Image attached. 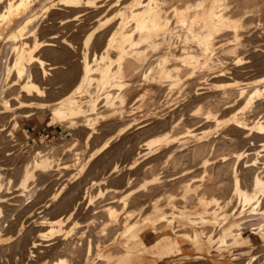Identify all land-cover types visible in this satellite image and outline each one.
<instances>
[{
	"label": "bare ground",
	"instance_id": "6f19581e",
	"mask_svg": "<svg viewBox=\"0 0 264 264\" xmlns=\"http://www.w3.org/2000/svg\"><path fill=\"white\" fill-rule=\"evenodd\" d=\"M262 12H264V0H0V118L6 119V121H8L7 118L10 120V118H12V115L14 114L13 113L12 115H9L10 112H14V110L22 109L25 107L33 106L35 103H38L36 101V98L45 96L44 94L45 90L43 89L44 90L43 91L42 88L40 89V87H38L39 85L36 83L38 80L53 81L54 79L52 80L51 79L52 77L49 79L50 77L49 75L52 72L53 74L56 73L57 75H60L58 77L62 78V76L67 77V75H70V74L75 75V73L78 71L80 72L79 73L80 77H78L79 80L76 82L77 83L75 85L76 87L74 89L72 88L73 90L64 99L60 101L59 105H57L53 109V114H54V117L56 118L55 124L61 123V122L63 123L65 120H67L66 122H68V126L71 125L73 127L75 126V128L82 127L83 129H86L87 130V137H86L87 141H85L86 144L87 142H90L94 134L97 133L96 129L99 128L97 127V125L99 126V123L102 122L101 120H103L104 122L106 120H109L105 117L100 116V115H103V112L101 113L100 109L98 108L99 107L98 99H93L91 97L92 99L89 98L90 100L88 101V104L84 105L81 97L79 98L76 96V94L80 93L83 88L85 89L88 88L90 90L91 88L90 85L94 84L93 81L97 79V77H95L94 79V76L95 74L96 76L98 74V80L96 81L98 83L96 84L106 85L107 83H110V84H113L112 89H113V86H115L117 90L114 95L109 94L107 96V98L104 101L105 104L103 105V107H105L106 105L116 103L114 99L119 98L122 105L116 108L114 116L111 118L117 119V120H123L125 119L126 116L129 117L128 122L125 124V126H122L123 127L122 129L120 128L117 135L121 136V134L123 133L125 134V132H127V130L131 128H135L137 131L141 130V131L147 132V134L150 133V136L152 135V133L155 134V136L153 135L154 139L149 140L147 142L146 140H148V136L143 134L144 136H147V139L144 140L145 144H143L144 146L141 145V148L147 146L146 148L147 150L149 148H152L150 146H152L153 143L157 142L158 144L160 143L159 146L161 149L164 148V147L162 148L161 146H165V148L169 149V150L166 149L168 153L166 150L164 151L166 152L165 153L166 155L169 153H170L169 155H171V153H174L176 152V150H178L177 146L179 147L180 144L182 145L183 142L179 141L181 142L180 144L176 142L184 138L185 136L184 133L186 134L187 132L189 133L188 135L193 134V131L196 129V128L192 129L193 126L200 127L197 125H200V124L204 125L206 123H210L209 125L212 124L213 125L212 127L216 128V132L219 130H223L221 132H224V133L223 135L219 134L220 136H225L228 138L230 136H235L234 134H236V136H239L241 134L245 141L242 138H239L241 135L238 138L246 142L247 145L251 140L250 137L252 138L253 136L255 137L257 136L259 138L261 137L260 139H261V144H262L261 148H262L264 147V44L262 45L260 43L261 44L260 45L258 42H256V39H258V37L263 38L264 29H261L259 27V29L257 30L258 27L256 25L257 31L255 32L252 30L254 27H252V29L250 27L254 24L253 22H255L257 18H258V21L261 18H264L262 16L263 15ZM251 23L253 24L251 25ZM253 36L254 38H252ZM255 36H257V38ZM75 41H77L78 45L80 43V45L77 46ZM100 43H102V45ZM256 43L258 45H256ZM41 53H47L48 55L54 56L56 58L60 56L63 59L66 58L67 53L68 54L76 53L78 55H81L80 56L81 59L78 60L79 62H76L77 60L74 61L75 63L74 62L73 63L75 65L73 64L71 66H69V63L67 65L66 63L63 62L64 64H66L65 66L66 68L70 67L66 69L63 66L64 64L62 65L60 61L57 62L56 58H55L56 61H53V63L49 62V64H47L48 62L46 63V60L42 59ZM70 58H74V56ZM67 59L68 58L64 60H66L67 62ZM70 60L68 62H70ZM70 64H72V62H70ZM63 68L65 69L63 70ZM49 71H52V72H49ZM56 74L54 75L56 76ZM211 80L212 81L217 80L218 83L219 82L220 83L215 84L217 81H214L213 83H211ZM125 90H128V91H126L125 93ZM88 93L90 94V92ZM80 94L78 96L83 95V94L82 95ZM127 101H128L129 107L125 109V107L123 106L125 105V102ZM190 111L191 112L195 111V112L194 114L190 113V116H188V113ZM83 115H85L86 118L84 120H78ZM144 116H147L146 121H141V118H143ZM186 116L190 117L188 118V122H184ZM2 122L4 123V121ZM6 124L4 123V125ZM181 124L183 126L188 127V129L184 127V129L186 128L187 130L183 134H181V132L183 131L179 129ZM4 125H2V127H4ZM106 126H108V124H106ZM181 128L182 130H184L183 127ZM2 129L3 128H1V131H0L1 133H2ZM170 129L172 130L175 129V132H173L174 135H176L179 131H181L180 136L182 135L181 137L183 138L181 139V137H179L180 139H178L175 136L169 135V132L167 130L170 131ZM177 129H179V131ZM137 131L134 130V133L136 134ZM202 132L204 131L202 130ZM156 133L157 134L162 133L163 135L161 134L156 135ZM212 133L213 132L211 133L205 132L203 135H199V134L193 135L194 137L197 138V141H199V143L203 142L197 148L193 147L195 148L193 151V156L196 157V160L198 157L202 158L201 161L197 164V167H199L198 165H201V167L206 168L207 166H210L212 163V159H210L208 156H209V153L213 151L214 143H217L215 142L216 139L213 140L214 143L212 142L211 140L212 138L210 137ZM135 134H133L132 132V136L133 135L135 136ZM137 134H139V131L137 132ZM10 135L12 136V134ZM177 135L179 136V133ZM208 136L211 139L209 138L210 141L206 142L209 140V139H205ZM236 136L234 137V139L237 138ZM214 137L215 135L213 136V138ZM219 138L217 137V139ZM187 139H188V136H187ZM106 141H105L106 143H104L105 145L104 146L102 145L103 148L102 146H100L103 150L106 149L108 144L110 143V141L108 140ZM135 141L136 140H134V142ZM222 141H220V143L218 141V144H215V147L219 144L221 145ZM188 142L190 143V141ZM232 142H234V140ZM239 142H242V141H239ZM175 143L177 144V146L174 145ZM125 144L126 142L124 143V145ZM220 145L219 147H221ZM135 146H137V144ZM135 146H133L132 149H135L136 148ZM186 146L189 147L191 150V146L188 145V143L187 145H185V147ZM215 147H214V151L217 148ZM123 150L124 149H122V151L120 150V152H123ZM150 150H147V151H149L150 154L153 153L154 149L152 148ZM132 151H136V150H132ZM138 151L137 153L140 154L144 150L141 152H138ZM147 151L145 153L143 152L145 156H146ZM161 151L162 150H160V152ZM235 151H233L234 153H231L233 154V157L231 158H235L236 161L238 162L245 160L243 163L244 165H241L242 163H239V165L242 167L244 166V168L247 169L246 170L247 175L249 174L250 177L252 178V179H249L252 181V184L250 183L251 187L249 188V187L243 186V183H244L243 180L245 181V179H243L244 173L241 172L243 173L241 177L239 170H238L240 169V167H237L238 169L235 168V165H237L236 164L237 162L235 164H232L234 165V168H235V170L232 169L233 174L228 171L225 172V174L226 173L232 174L233 187L232 186L230 187L233 188V191L235 194H238L241 196V198L246 203L245 205L246 207H247V204L252 203L253 205V203L255 202L258 203V205L253 207V212H254L255 210H257L256 208L260 206L261 202L262 204L260 207H262L263 201H264V160L261 161L262 158L260 157V162L262 163H259L258 158H256L258 155L252 152L253 149L247 148L246 150L244 149L240 151L238 150L236 152ZM157 152L158 150L155 153ZM180 152L182 153V151ZM189 152H190L189 149L188 151L186 150L187 154ZM218 152L215 153V155L218 154ZM143 153H142V156H143ZM184 153L185 152H183L182 154ZM190 153L192 154V151ZM34 154H35V157L32 158L34 159L33 163L31 161L32 159L30 161L33 164L34 169L39 172V175L41 176V179L43 181L47 182L48 178L57 174V173L54 174V172H58V171L61 172V170L65 168L64 167L65 165L61 166V164H55L53 163L54 162L53 160H50V157L48 155V147L44 148L43 150H37ZM175 154L171 155L172 158L171 156L169 158L168 156H166L168 158L167 160L170 162L171 160L176 161L178 159V156ZM191 154L189 155L191 156ZM213 154L214 152H212V155ZM174 155L177 156L175 157L176 160H173ZM180 155L181 154H179V157ZM220 155L221 154H218V159ZM228 155L222 156L223 162H227L229 160L227 157L230 158V156H232V155H229V156ZM253 155H257V156L254 157ZM182 156L180 158L181 159L183 158V162L186 159H188V161L191 162L189 159L192 160V158L186 157L188 155L184 156L185 159ZM194 157L193 159H195ZM214 157L212 156L213 161H214ZM218 159H215V160L217 161ZM136 160L138 159L136 158ZM232 160L233 159L230 160L231 163H233ZM168 161L166 162L168 163ZM179 161L177 160V163L176 162L174 163L177 165L179 164L178 163ZM194 161L195 160H193V162ZM159 162L160 161L158 160V163ZM217 162H214V164H216ZM228 162H227V165L226 164L225 165L223 164V165L224 167H227L228 170H230L231 164L229 162L230 164L229 165ZM167 163L164 162V164L166 165ZM30 164L26 165L25 167L26 169L23 172L22 182L24 184L29 182L28 180L30 178H34V176L36 178V175H34V172L27 168V166H30ZM161 164H159V166ZM182 164L184 165V163ZM259 164H261V166H258ZM193 165L191 166L193 167ZM162 166L164 165L162 164ZM228 166L230 168H228ZM192 167L191 169L196 168V166L193 168ZM219 167L221 166L219 165ZM132 168L133 167H130V169ZM150 168H153V167H150ZM222 168L223 166L220 169ZM244 168L242 169L245 170ZM117 170H118V166L117 164H114V166L110 170V173H113V172L115 173ZM198 170H201V169H198ZM130 171L129 173H131ZM0 172H1V169H0ZM222 172L223 171H218L217 174L213 173L214 176L212 177L213 178V181H211L212 184L214 182V178L219 181ZM182 173L183 172H181V174ZM1 174L2 173H0V177H1ZM210 174H212V172ZM160 176L159 177L155 176L153 180L158 181ZM171 176H174V175H171ZM175 176H177V173ZM129 177L130 175L126 176L128 180H129ZM131 177L134 178V176H131ZM126 178L124 179L126 182L123 181L124 184H127L128 182ZM133 178H130V180L131 179L133 180ZM198 178H201V177H198ZM172 179H175V181L178 180L180 182V178L179 179L172 178ZM51 180L54 181V177ZM201 180H198V181H201ZM131 181H130V184H131ZM171 181L169 180V182ZM202 181L204 182L205 180L203 179ZM219 182L221 183V181ZM245 182L249 184L248 179ZM44 184L46 183L44 182ZM130 184H129V187H130ZM215 184H218V183H215ZM215 184L213 185V188H216L217 186L221 187V184L220 185L218 184L216 186ZM150 185H151V181H150ZM208 185L210 186V184ZM208 185H203V186L208 187ZM223 185H226V184L223 183ZM123 186L122 188H124ZM167 186L169 187V184ZM198 186L200 188L199 184ZM1 188L3 189L2 186H0V190ZM65 188L63 187L62 191L65 192L64 190ZM199 188L198 190L200 192ZM217 188L215 190H217ZM203 189L204 191L207 190L205 188ZM222 189H225V186ZM58 190L59 189H57V191ZM162 190H163V187H162ZM170 190L168 192H170ZM213 190H211L213 193L209 191L212 194L210 193L207 194L208 193L207 192L208 190H207L206 196L208 195L212 196L213 194H215L214 196L220 195L221 197V195L224 193V190L223 192L220 191L221 194L220 192H218L219 194H217L215 190L214 191ZM73 191L71 190L70 192L72 193ZM132 191L134 193L135 190L133 189ZM123 192L124 191H122V193ZM158 192L160 193V191ZM226 192L229 193L228 191ZM56 193L54 194L56 195ZM133 193L131 195H133ZM54 194H53V198H54ZM66 194H68V196L70 195V193H66ZM147 194H149V192ZM173 194L174 193L172 192V195ZM191 194H192V191H191ZM172 195L170 193V198H167V199H171ZM166 196H165V199H166ZM174 196L175 194L173 195V197ZM45 197L49 198L48 196H45ZM56 197L57 196H55V200L53 199L54 201L57 200L58 197L57 198ZM74 197L75 196H73V199ZM188 197L189 196H187V198ZM233 197L230 196L229 199L232 201ZM93 198L90 197L91 200ZM129 198L132 200V197H129ZM18 199L20 200V197ZM62 200L63 199H61V201ZM80 200H79V203L81 202ZM206 200H209V199L207 197H204V195L202 198L199 199L201 204L206 203ZM219 200L222 202V198H219ZM74 201L76 200L74 199ZM128 201L129 200L125 201L126 203L124 204L127 205ZM169 201L170 200H168V202ZM225 202H222V204ZM55 203L57 202H54L53 204ZM48 204L49 202L45 203V206L44 205L42 206H44L46 209L50 205ZM71 204H75V203L71 202L70 205ZM89 204L91 203L89 202ZM76 205H78V203ZM157 205L161 206L160 203H158ZM184 205L186 206L187 204H184ZM226 205H229V203L226 202L225 205L223 204L224 207ZM42 206L41 208L40 207L39 208L42 209ZM50 206L52 207V205ZM120 206H122V204H120ZM203 206H206V205H203ZM219 207H221V205ZM13 208L15 209V207ZM108 208L112 210L110 211L106 209V211L107 210L109 211L108 213L109 220L106 219L107 223L105 222V226H103V228L100 226L101 230L99 229V231H97L98 229L95 228L97 232L92 230V232L89 231L91 232L89 234H85V233L80 234L81 232L79 231L80 233L78 234H80V236H79V241L77 242L70 239V237L72 236L71 234H73L74 233L73 231H75L73 227L69 228V230H66L67 232H62V230L64 229L62 225L63 223L62 218H56L54 220L49 219L50 220L49 221L48 219H46V217L43 219L41 218L42 220L38 219L39 218L38 217L37 218L38 220L34 221V225L37 227L49 225L50 226L49 228L51 229V230L49 229V231L51 233L55 234L56 232L57 233L61 232L62 236L65 235L66 237L62 239L63 242H60V245L57 247L58 249H60L61 252L69 253L73 257L78 256L79 262H77L78 261L77 260L76 264L78 263L79 264H136L140 260H150V257H155V256L160 257L161 255H165L167 256V258H172V257H177L183 254L181 243L179 240L180 238L187 240L189 244H191L193 247H195V249L199 251V250H203L204 244L211 245V246L214 242H216L217 244L219 243L229 244L230 242L229 238L231 241H233V243L231 244H234L236 242L235 238H237L238 236H243L244 240L248 242L249 241L253 242L255 241L256 237L259 235L261 231L264 232V229H260L258 232H255L257 229L254 227L253 229H251V231H253L251 236L247 237L245 236V233L241 231L243 230V228H241V224L243 223L239 224L236 222L237 223L236 227L240 228L237 230L236 233H234L235 227L232 224L231 227L222 230L220 236L217 239H215V237L205 232V228L201 224H206L210 220H213L215 222L217 220L219 221L218 218H219L220 213L218 214V218L216 215L208 216V214H206V211L202 213H198L197 216H193L194 214L192 215L190 213H187V211H182L183 209L182 207V209L180 210L181 212L178 215L174 214L172 218L173 220L178 219L181 222L190 225V227L188 228L182 227V229L179 228L176 230L175 226L170 227V225L174 223L175 220L168 221L169 219L167 218L165 213L162 211V209L160 210V208L155 207L153 213L148 214L149 216H146L143 226H139L138 225L139 222H137V220H135L136 221L135 223H128V222L125 223L123 219L127 216V214L124 212L126 216H124V218L122 219L123 220L122 222L125 223L126 230H123V231L126 232L130 236L131 241L134 240L135 244H132L131 241L119 244L118 243L119 241L117 240V236L115 238L113 231L108 230L109 231V232L107 231L108 233L105 231L108 228H111V226L113 227L115 223L120 219V218L118 219L119 213L117 210H113V207L112 208L108 207ZM125 208L129 209L128 206H126ZM149 208L151 209V207ZM233 208L231 210H233ZM248 208L251 209V207H248ZM16 209H17V206H16ZM49 209L50 210L47 209L48 212L49 211L51 212L53 208L52 209L49 208ZM76 209L75 208L72 210L70 209L71 211L69 210L68 211L69 213H66L64 210L62 212H64L63 214L65 213L68 214L67 218L70 219L71 217H73L72 215H75ZM145 209L144 211L146 212L147 209L146 210ZM250 209H248V211ZM227 210H228V213L227 211H224L225 212L224 214L230 213L229 209ZM262 210H264L263 207H262ZM95 211H97V209ZM103 212L105 211L103 210ZM173 212L175 211L173 210ZM233 212H235V210ZM243 212L244 210L240 213V216L242 215ZM257 212L258 211H256V213ZM53 213L54 212H52V214ZM247 213L248 212H246V214ZM138 214H141V213H138ZM237 214H238V211H237ZM246 214L244 213V215ZM141 215L143 216L144 214H141ZM229 215L231 216V214ZM223 216L224 218L226 217L225 215ZM228 216L226 218H228ZM156 217H162L163 219H166L167 220L166 225H164L163 223H161V225H163L162 227H159L160 224L159 226L158 224L156 225L155 224ZM224 218L222 217L220 219L224 220ZM226 218L225 220L228 221V219ZM229 219L231 218L229 217ZM262 219L263 218L259 219L261 220V223H262ZM223 220L221 222L224 223L225 220L224 221ZM226 221H225V224L227 223ZM231 221L229 223H231ZM121 223H119L118 225H121ZM74 224H78V223H74ZM121 226H120V229H121ZM57 228L58 230H56ZM22 229L23 228L19 230V233L22 232L21 231ZM114 229L116 230V227ZM30 230L27 231V233L31 232ZM76 231H78V229ZM118 231H121V230L118 229ZM22 233H20L21 236H23ZM118 233L120 234V232ZM122 233L120 234V236L122 235ZM262 235H264V233H262ZM5 237H8V236H5ZM38 241L36 240L31 243V247L29 250L31 254L29 255L30 259L32 256L35 257V254H37V250H38L36 248H38V246H41V244ZM18 242H20V240ZM18 246L20 245H17V248ZM32 249H36L35 254H33L34 251ZM214 251L215 250L208 249L207 253L210 254L208 256H213L211 255L212 254L211 252H214ZM197 256L199 259H202L203 257L202 255H197ZM62 257H64V259H62ZM62 257H61V260L59 258V261L56 259L58 264H69L70 263V259H69V262L68 260L66 261L68 257L67 258L66 256H62ZM259 257L253 256L246 263L244 261L243 264H251V262H253L254 264V262ZM233 260L237 261L235 257L233 258ZM256 262H258V260ZM208 264H219V263L215 261V262H210Z\"/></svg>",
	"mask_w": 264,
	"mask_h": 264
},
{
	"label": "rangeland",
	"instance_id": "374dc122",
	"mask_svg": "<svg viewBox=\"0 0 264 264\" xmlns=\"http://www.w3.org/2000/svg\"><path fill=\"white\" fill-rule=\"evenodd\" d=\"M262 13H263L262 16L264 17V12H262ZM255 22H253L254 24L251 23V25L252 24L253 25L250 26L251 29H252V27H254L252 29L253 31L256 32L259 29V27L261 29H264V18H261L259 21H258V18H257L255 20ZM256 25L258 27L257 30H256ZM252 33H254V32H252ZM255 37L257 38V36H255ZM252 38H254V36ZM259 38L260 37H258V39ZM258 39H256V42H258L259 44L261 43L263 45L264 44L263 43L264 40H262V39H264V36H263V38H260L263 42L260 39L258 41ZM75 43H76L77 46L80 45V43H79V45L77 44V41H75ZM100 44L102 45V43H100ZM256 45H258V44L256 43ZM67 54H66V58H68L67 62H66V60H64L66 58L63 59L60 56L56 58L54 56L48 55L47 53H41V57H42V59L46 60V63L48 62L47 64H49V62L53 63V61H56V59H57V62L60 61L62 63V65L64 63H66L68 65V63H69V66L73 65L75 63L74 61L77 60L76 62H79L78 60L81 59V57H80L81 55H78L76 53L75 54L74 53H72V54L70 53L68 55ZM73 56H74V58H70V57H73ZM58 58H60V59L62 58L63 61H62V59L60 60ZM70 59H72L73 61L70 60ZM69 60H70V62H72V64H70V62H68ZM66 64H64L63 66L65 67ZM65 68H63V70ZM68 68H70V67H67L66 69H68ZM49 72H52V71H49ZM54 72H56V71H54ZM79 73L80 72L77 71L75 73V75L70 74V75H67V77L66 76H64V77L62 76V78H59L58 76H60V75H57L56 73H54V74H56V76L53 74V72L50 73L49 79L51 77H52L51 78L52 80L56 79L55 81L53 80L54 82L53 81H49V80H38L36 82L39 85L38 87H40V89L42 88V90L43 89L45 90V91L43 90L45 96H43V97L41 96V97H37L36 98V101L38 103H35L33 106L25 107V108H22V109L14 110V112H10L9 115H12L13 113L14 114L12 115V118L9 117L10 120L7 118L8 121H6V119H1L0 118V120H1L0 121L1 125L0 126H1V128H3L2 129V133L0 132V139H1L0 144L3 143L2 145H0V147H1L0 148V169H1L0 173H2L1 177H0L1 178L0 180L2 181V182L0 181L1 182L0 186L3 187V189L1 188V190H0V202H1L0 203V210L4 207L0 211V264H48V263L49 264H52V263L53 264H56V263L58 264L57 260L59 261V258L61 260L62 256H66V258L68 257L67 259L65 258L66 261L68 260V262H69V259H70V263L69 264H71L72 262H73L72 264H76V261L79 259L78 256L73 257L69 253L61 252L60 249H58V247H57V246L60 245V242H63L62 239L65 238L66 236L65 235L62 236L61 232H58V233L56 232L55 234L51 233L49 231V229H50L49 225L38 226L37 227V226L34 225V221H36L38 219L42 220L45 217L48 220L49 219L50 220H54L56 218H62V221H63L62 225H63V228L65 229V230L63 229L62 232H67L66 230H69V228L73 227L75 229V231H73L74 235L71 234L72 236L70 237V239L75 241V242H77V241H79L80 234H82V233L89 234V233L92 232V230L97 232V231H99V229L101 230V227L103 228V226H105L106 219L109 220V214H108L109 211L108 210H110V209L108 207H110V208L113 207V210H117L118 213H119L118 214V219L119 218L120 219L115 223L116 226L115 225L113 227L111 226L112 229L108 228L105 231L106 232L108 230L113 231V233L115 235V238L117 236V240L119 241L118 242L119 244L131 241L130 240V236L126 232L123 231V230H126L125 223L126 222L135 223L136 222L135 220H137V222H139L138 225L139 226H143L146 216H149L148 214L153 213L155 207L160 208V210L162 209V211L165 213V215L169 219L168 221H174L175 220V222L172 223L170 225V227H174L175 226L176 230L179 229V228L182 229V227H187V228L190 227V225H188L186 223H183V222H181L178 219H174L173 220V218H172L174 216V214L178 215L181 212L180 210L182 209V207L184 209V210L182 209V211H187V213H190L192 215L194 214L193 216H197L198 213H202V212L206 211V214H208V216L209 215L210 216L211 215L212 216L216 215L217 218H218V214L220 213L219 214V218H218L220 222L223 220V219H220V218H222V217L224 218L223 215H225L227 217L229 214H231V216H233V217H231L230 215L228 216V218L225 217L226 219H228V221H226L225 218H224V220L227 222L226 224H225L224 220H223L224 223L223 222L220 223L218 220L216 222L213 221V220H210L206 224H201L205 228V232H207L210 235H212L213 237H215V239H217L220 236L222 230L231 227L232 224L235 227L234 228L235 229L234 233H236L237 230L240 229L239 227H236L237 223H239V224L243 223V224H241V228H243V230H241V231H243L245 233V236H247V237L251 236V234L253 233V231H251V229H253L254 227L257 229L255 232H258L260 229H264V227H263L264 226V221H263L264 214H262V213H264V212H262V211H264V210H262V207L264 208V201H263L262 207H260L261 204H262V202H261L260 206H258L256 208L257 210H255L254 212L255 213H256V211H258V212L255 214L253 212V207L258 205V203L257 202H255L256 204L253 203L254 206L252 205V203L251 204H247V207H246L245 206L246 203L241 198V196L238 195V194H235L234 191H233V188L230 187V186L233 187L232 174H233V170H235V168L238 169L237 167H240V169H238V170H239V173H240L241 177H242V175L244 173V177L245 178L243 177V179H245V181H247V179H248V182H249V184H248L247 182H245L243 180V182L246 183V184L243 183V186L244 187L246 186V187H249V188L251 187L252 181L249 180V179H252V178L250 177L249 174L247 175V171H246L247 169H245L244 166L242 167V166L239 165V163H242L241 165H244L243 163H244L245 160L244 161L242 160L241 162L240 161L238 162V161H236L235 158H231V157H233V154H231V153H234L233 151H235V150L236 151H238V150L240 151V150H244V149L246 150L247 148L248 149H253L252 152H254V153H256L258 155V156L257 155H253V156L254 157L257 156L256 158H258L259 163H262V162H260V157L262 158L261 161L264 160L263 159L264 158V151H263L264 147L261 148V146H262L261 139H260L261 137L260 138L257 137V136H256L257 138L255 136H253V138L250 137L251 140L249 139L250 142L247 145L246 142H244L245 140L243 139V136L241 134L240 135L242 137L240 135H239L240 137L236 136V134H234V135L237 138L238 137L242 138L244 141L239 139V138H238L239 140L237 138L234 139L235 136H230L228 138L225 137V136H220V135H223L224 132H221L223 130H219V131H217L218 132L217 133L216 132V128H213L212 124L209 125L210 123H206L204 125L203 124L197 125V126H200V127H194L193 126L194 128L192 127V129L196 128L193 131V134L188 135L189 133L186 132V134L188 136V139H189L188 140L186 134L184 133L188 129V127L183 126L181 124L179 129H181V131H183V132H181V131H179V129H177L179 131L178 132L179 136L177 135L178 133L176 134L177 136L173 134V132H175V129L174 130L170 129V131L169 130H167V131L169 132V135L175 136L178 139H180L179 137L182 136V135L180 136V132H181V134L184 133V135L186 137L183 135L184 138L181 137V139L182 138L183 139L182 140H178L176 142V143H179V144L181 142H183L182 143L183 147H182L181 144H180L179 147L177 146L176 143L174 145L177 146L178 150H176V152L179 151L178 153L181 154L180 157L182 155H183L182 157L188 155L186 157L187 158H192V160L189 159L192 163L189 162L188 159H186L188 162L186 160H184V162H183V158L181 159L179 157V154L174 152V153H171V155L176 153L175 155L178 156L177 160L178 161L180 160L178 162L180 165L179 164L176 165L174 162L177 163V160L175 158L177 156H175V155L173 156V160H176V161H172V160H171V162L168 161L167 159L171 155H169L170 153L167 154V155L165 154L166 152H164V151L167 148H165V146H161L162 148L164 147L163 148L164 150L161 149L160 146H159L160 143L158 144L156 142V143H153L152 146H150V147H152L154 149V151H155V149H156V151L158 150L157 153H155L156 151L155 152L153 151V153L150 154V152L147 151V150H150L152 148H149V149L146 150L147 146L141 148V145L144 146L143 145V144H145L144 140L147 139V136H148V140H146V142L149 141V140L154 139V136H155L154 133H152V135L150 136L149 132H148L149 134H147V132L138 130L139 134H137L138 131L135 128H131V129H128L129 131L127 130V132H125V134L123 133V134H121V136L117 135V133L120 130V128L122 129L123 128L122 126H125V124L128 122L129 117L126 116L125 119H123V120H117V119L111 118V117L114 116L116 108L121 106L122 103L120 102L119 98H116V99H114V101H116V103L110 104V105H106L105 107H103V105L105 104L104 101L107 98V96L109 94L110 95H114L117 90H116L115 86H113V89H112V85L113 84H110V83H107L106 85L105 84H102V85L101 84H96V83H98V82H96L98 80V74H97V76L95 74L94 79H95V77H97V79H95L93 81L94 84L90 85V87H91V88L89 87L90 90L88 88L87 89L83 88L81 92L79 91L81 94L78 93V94H76V96L79 97V98L81 97L82 102H83L84 105H87L88 101L90 99H92V98L93 99H98L99 100V107L98 108L100 109L101 113L103 112V115H100V116L101 117H105V118H107L109 120H106L105 122L103 120H101L102 122L99 123V126L97 125V127H99V128L96 129L97 133L94 134V136L91 138L90 142H87V144H86V142H85V141H87V138H86L87 137V130L86 129H83L82 127H80V128L76 127L75 128V126L73 127L71 125L68 126V122H66L67 120H65L63 123L61 122V123H56L55 124L56 118L54 117V114H53V109L57 105H59L60 101L62 99H64L76 87L75 86L77 84L76 82L79 80L78 77H80ZM53 76H55V77H53ZM214 81H217V80H213V81L211 80V83H213ZM219 83L217 81L215 84H219ZM87 90H89V91H87ZM126 91H128V90H125V93H126ZM82 92H84V93H82ZM88 92H90V94ZM79 94L80 95L83 94V95L82 96H78ZM127 95H128V93H127ZM44 107H46V108H44ZM123 107H125V109H127V107H129L128 101L125 102V105ZM191 109H193V108H191ZM192 112L190 111L188 113V116H190V113L194 114L195 111H192ZM88 113H90V112H88ZM85 118H86V116L83 115L78 120H84ZM186 118H185L184 122H188V118H190V117L186 116ZM146 119H147V116H144L143 118H141V121H146ZM2 121H4L5 124L7 123L6 124L7 127H6V125H4V123ZM189 123H191V122H189ZM106 124H108V126H106ZM2 125H4V127H2ZM209 126H211V127H209ZM181 127H183V129H184V127H186L187 129L185 128L184 130H182ZM1 128H0V131H1ZM134 130L137 131L136 134L134 133ZM196 130H197V132H196ZM202 130L204 132H202ZM198 131L201 132L202 134L199 133ZM129 132H130V134H129ZM132 132H133V134H135V136L134 135L132 136ZM205 132H209V133L213 132L211 134V136H210L212 139L209 136L207 138H205V139H209L210 138L213 143H214L213 140L216 139L217 141L215 140V142H217V143H214V147H215V144H218V141L220 143V141H222L223 139L224 140L226 139L225 142H224V140L222 141L225 144L222 143V142H221V145L219 144L221 147H219V145L216 146L217 148L215 147L216 148L215 151H214V147H213V151L212 152H214V154L212 155V152H210L209 156H208L210 159H212V163L210 162L211 165L207 166L206 168L205 167H201V165H198L199 167H197V164L201 161L202 158L198 157L197 160H196V157L193 156L194 149L197 148L201 143H203V142L199 143V141H197V138L194 137L193 135H195V134L203 135ZM127 133H128V135H127ZM10 134H12V136ZM143 134L147 135V136H144ZM160 134L163 135L162 133H160ZM160 134L156 133V135H160ZM3 135L7 138V140H6V138ZM8 135H9L10 138L8 137ZM125 135H127L128 137L125 136ZM214 135H215V137L213 138ZM192 136H193V138H192ZM117 137H118V139H117ZM217 137L218 138L220 137V138L217 139ZM221 137H223V138H221ZM229 138H231V139H229ZM254 138H256V139H254ZM10 139H11V141H10ZM141 139H142V141H141ZM210 139L208 141H206V140H204V141L209 142ZM232 139L234 140V142H232L233 141ZM106 140L110 141V143L108 144L109 147L107 146V148L103 150L102 148L105 145L104 143L107 142ZM132 140H133V142H132ZM134 140H136V141L134 142ZM184 140H186V141H184ZM187 140L190 141V143ZM179 141H181V142H179ZM237 141L238 142L242 141V142L238 143ZM125 142H126V144L124 145ZM251 142H252V144H251ZM131 143H133V144H131ZM184 143H185V145H187V143H188V145L191 146V150H190L189 147H187V146L185 147ZM134 144L135 145L137 144V146H139L140 148L135 146ZM138 144H140V145H138ZM196 144H197V146H196ZM228 145H230V146H228ZM100 146H102V148ZM133 146H135L136 148L132 149ZM46 147H48V155L50 157V160L54 161L53 163L61 164V166L65 165L64 166L65 168L63 170H61V172L60 171L54 172V174H56V173L57 174L47 179L48 183L41 179V176L39 175V172L34 169L33 164H32L33 160H34L32 158L35 157L34 153L37 150H43ZM193 147H195V148H193ZM227 147H228L229 150L227 149ZM121 148L124 149L123 152H120V150L122 151ZM126 148H128V149H126ZM187 148L189 149L190 152L192 151V154L190 152L188 154L186 153V150L188 151ZM192 148H193V150H192ZM99 149H100V151H99ZM101 149H102V151H101ZM132 150H136V151H132ZM160 150H162V151L160 152ZM167 150H169V149H167ZM137 151L138 152L143 151L144 153L147 151L146 156H145V154L143 152H142L143 153V156H142V153L139 154V153H137ZM150 151H152V150H150ZM180 151H182V153L185 152L186 155H185V153L182 154ZM119 152H120V154H119ZM217 152H218V154H221L219 156V159H218V154L215 155V153H217ZM225 152H227V153H225ZM167 153H168V151H167ZM228 153H229V155H232V156H230V158L227 157L229 159L228 161L231 164L230 165L229 162L227 161L228 164L231 166L230 170H228L227 167H224L225 164L227 165V162H223L222 161V158H223L222 156L223 155H228ZM91 154L93 155V157H92ZM132 154L133 155L135 154L136 156L135 155L133 156ZM147 154H148V156H147ZM189 154H191V156ZM164 156L165 157L168 156V158L167 157L165 158ZM192 156L195 159H193ZM212 156L213 157L216 156V157H214V161H213ZM17 158H19V159H17ZM136 158L138 160H136ZM157 158L164 166H162V164L160 162L158 163ZM171 158H172V156H171ZM160 159H162V160H160ZM184 159H185V157H184ZM215 159H218L217 161H219V162H217ZM231 159H233L232 160L233 163H231V161H230ZM30 160L32 161V163H31ZM181 160H182V162H181ZM193 160H195L196 162L195 161L193 162ZM166 161H168V163ZM220 161H222V162H220ZM164 162L167 163L168 166L166 164H164ZM214 162H217V163L214 164ZM182 163H184V165ZM190 163H191V165L194 164L197 169L193 168L195 166L193 165V167H192L190 165ZM235 163L237 165H235V168H234V165H232V164H235ZM28 164H30V166H27V168L34 172V175H36V178L34 176V178H30L28 180L29 182L24 184L22 182L23 181V177L22 176H23L24 170L26 169L25 167ZM114 164H117V166H118V170L117 171L118 172L116 171L115 173L114 172L110 173V170L112 169ZM159 164H161V165L159 166ZM153 165H155L157 167V169ZM188 165H190V166H188ZM219 165L221 167L223 166V168L220 169L221 167H219ZM258 166H261V164H259ZM1 167H3V168H1ZM130 167H133L134 169L133 168L130 169ZM147 167H149V168L153 167V168L149 169ZM182 167H184L186 170L184 168H182ZM188 167H190V168H188ZM191 167L193 169H191ZM140 168H142V169H140ZM228 168H230V167L228 166ZM242 168H244L245 170H243ZM187 169H189V170H187ZM198 169H201V170H198ZM175 170H177V171H175ZM129 171L132 174L129 173ZM190 171H191V173H190ZM218 171H223L221 176H220V179H219V181H221V183L214 178V182L212 184L211 181H213V178H212L214 176L213 173L217 174ZM227 171L231 172L232 174L231 173H230L231 175L229 173L225 174V172H227ZM160 172H161V174H160ZM181 172H183V173L181 174ZM211 172H212V174H210ZM241 172H243V173H241ZM133 173H134V175H133ZM176 173H177V176H175ZM153 174H155V175H153ZM203 174L204 175L206 174V175L204 176ZM129 175H130V177H129V180H128V178H126V176H129ZM160 175H162V176H160ZM171 175H174V176H171ZM194 175H195V177L198 176V177H201V178H198V177L195 178ZM131 176H134V178L131 177ZM155 176H158V177L160 176V178H159L160 181L159 180L158 181L153 180V178ZM185 176H186V178H185ZM53 177H54V181L51 180V179H53ZM55 178H57V179H55ZM125 178L129 182V184H130V181L132 180V179L130 180V178H133V180L131 181L132 185L130 184V187H129L128 182H127V184L123 183V181L126 182L124 180ZM172 178H177V179L180 178V182L178 180H176L177 181L176 182L175 179H172ZM171 179H172V181H171ZM201 179L202 180L204 179L205 183ZM41 180H42V182H41ZM94 180H96V181H94ZM169 180L171 182H169ZM198 180H201V181H198ZM227 180H228V182H227ZM57 181H59V182H57ZM150 181H151V185H150ZM165 181L169 184V187L167 186L168 184ZM44 182L46 184H44ZM38 183H39L40 186L38 185ZM215 183H218L219 185L221 184V187H219V186H217L218 188L216 187L217 190H215L216 188H213V185ZM223 183L226 184V185H223ZM62 184H63V186H62ZM165 184H167V185H165ZM198 184L200 185V188H199ZM208 184H210V186ZM218 184H215V186L218 185ZM123 185H125V186L128 185V186L125 187ZM154 185H155V187H154ZM203 185H208V187H210V188H208L207 186L204 187ZM112 186H114V187H112ZM122 186L124 188H122ZM195 186H196V188H195ZM224 186H225V189H222V188H224ZM63 187L67 188V189L66 188L64 189L65 192L62 191ZM162 187H163V190H162ZM198 188L200 189V192H199ZM203 188L207 189L208 191L207 190L204 191ZM57 189H59L58 190L59 193H58ZM124 189L125 190L127 189V190L125 191ZM131 189L132 190L134 189L136 191V193H135V191L133 193V191ZM213 189L215 190V192L217 194H219L218 192H220V191L223 192V190H224V193H223L224 195L222 194L221 197H220V195L219 196L217 195L218 197L214 196L215 194H213L212 196L211 195L206 196L207 192H208L207 194H209V193L212 194L213 192L211 190H213ZM218 189H220V190H218ZM68 190H70V191L74 190V191L71 193ZM169 190H170V192H168ZM6 191H8V192H6ZM86 191H87V193H86ZM122 191H124V192L122 193ZM158 191H160V193ZM191 191H192V194H191ZM209 191H211L212 193L209 192ZM226 191H228L230 194L227 193ZM141 192L144 193V194H142ZM148 192H149V194H147ZM162 192H163V194H162ZM172 192L175 194L174 197H173L174 194L172 195ZM197 192H198V194L199 193L200 194L198 195ZM221 192H220V194H221ZM54 193H56V195ZM66 193H70V195H69L70 197ZM73 193H74V195H73ZM132 193H133V195H131ZM170 193H171L172 197H171V199H167V198H170ZM53 194H54V198H53ZM50 195H52V196H50ZM186 195L189 196V197L187 198ZM203 195H204V197H207L209 200H206V203H202L201 204L199 199L202 198ZM45 196H48L49 198H47ZM55 196L58 197V198L56 197L57 198L56 201H54L55 200ZM73 196H75L74 199L77 202L74 201ZM93 196H94V198H93ZM165 196H166V199H165ZM230 196L231 197L234 196L232 198V201L229 199ZM19 197H20V200L18 199ZM29 197H31V198H29ZM90 197H92L93 199L91 200ZM129 197H132V200ZM210 197H211V199H210ZM213 197H215V198H213ZM77 198L79 200L81 199L80 203H79V200ZM219 198H222V202H225L227 200L226 202H228L229 205H226L224 207L223 204L225 205L226 202L222 204V202L220 201L221 199L219 200ZM61 199H63V200L61 201ZM88 199H90L91 201L88 200ZM117 199H118L119 203H118ZM215 199H217L218 201L215 200ZM49 200L50 201L52 200L51 203L53 201L57 202V203L53 204L54 203L53 202L51 204ZM127 200H129L128 204L125 205L124 203H126L125 201H127ZM168 200H170L169 201L170 203L168 202ZM48 202H49L50 205H52V207L48 204L50 207L48 206V208L45 209V207H44L45 203H48ZM68 202H69V204H68ZM71 202L75 203V204H71L70 205ZM89 202L91 204H89ZM150 202H151V204H150ZM14 203H16V204H14ZM77 203H78V205H76ZM142 203H144V204H142ZM158 203H160L161 206L157 205ZM79 204H80V206H79ZM120 204H122V206L124 208L122 206H120ZM147 204H148V206H147ZM184 204H187V205L185 206ZM42 205H44V206H42ZM117 205H118V207H117ZM173 205L176 206V207H174ZM203 205H206V206H203ZM208 205H209V207H208ZM218 205L219 206L221 205V207H219ZM12 206L15 207V209ZM16 206H17V209H16ZM41 206H42V209H40ZM126 206H128L129 209L125 208ZM184 206H185V208H184ZM59 207H60V209H59ZM96 207H98V208H96ZM149 207H151V209ZM230 207H232V208L234 207L233 210H231L232 208H230ZM248 207H251V209L248 208ZM49 208H51V209L53 208L51 210V212L50 211L48 212V210H50ZM69 208L71 210L74 209V208L75 209L77 208L76 211H75V215H72L73 217H71L70 219L67 218L68 214H66V213H69L68 212L70 210ZM104 208H106L108 210L106 211V209H104ZM118 208H119L121 213L119 212ZM10 209L11 210L14 209V210L11 211ZM96 209H97V211H95ZM102 209L106 213L103 212ZM144 209L146 210V212L144 211ZM227 209H229V212H230L229 214H227L228 213ZM248 209H250V210L248 211ZM54 210H56V211H54ZM63 210L66 212L65 214H63L64 212H62ZM77 210H78V212H77ZM173 210L175 212H173ZM234 210H235V212H233ZM243 210H244V212L242 213V215H241L242 217H241L240 213ZM210 211L211 212L213 211L212 212L213 214ZM224 211H227V213H226L227 215L224 214L225 213ZM237 211H238V214H237ZM52 212H54V213L52 214ZM124 212L127 214V216L124 214ZM143 212H145V213H143ZM246 212H248V213L246 214ZM138 213H141V214H144V215L142 216L141 214H138ZM244 213L246 215H248V216L244 215ZM94 214H96V215H94ZM44 215H46V216H44ZM124 216H126V217L124 218ZM234 216L237 218L238 221L236 220V218ZM238 216H239L240 219L238 218ZM229 217L232 219V221H231V219H229ZM250 217H252V218H250ZM133 218H135V219H133ZM261 218H263L262 219L263 225L261 223V220H259ZM6 219H8V220H6ZM122 219L124 220L125 223L122 222L123 221ZM132 220H134V221H132ZM252 220H254V221H252ZM230 221H231V223H229ZM249 221H250V223H249ZM74 223H78V224H74ZM103 223H104V225H103ZM119 223H121V225L123 227L121 225H118ZM123 223H124V225H123ZM161 223L166 225L167 220L163 219L162 217H156L155 218V224L156 225L158 224V226L160 224L159 227H162L163 225H161ZM219 224L220 225L222 224V225L220 226ZM120 226H121V229H120ZM115 227H116V230L114 229ZM21 228H23L21 230L23 233L22 232H20V233H22L23 236H21V234L19 233V230ZM95 228H97L98 230L96 231ZM117 228L119 230H121V231H118ZM187 228H185V229H187ZM45 229H47V230H45ZM77 229H78V231H76ZM207 229H208V231H207ZM29 230L31 232L27 233V231H29ZM56 230H58V228ZM89 231H91V232H89ZM117 231L120 232V234L123 232L122 235L120 236V234ZM78 233H80V234H78ZM262 233H264V232L261 231L259 233V235L256 237L255 241H253V242H251V241L248 242V241L244 240L243 236H238L237 238H235L236 242L234 244H231V243H233V241H231L230 238H229V241H230L229 244H221V243L217 244L216 242H214L212 244V246L214 245L213 247L211 245L204 244L203 250H199V251L197 249H195V247H193L191 244H189V242L187 240L180 238L179 240H180L181 247H182V253H183L182 255H179L177 257H172V258H167V256H165V255H161L160 257L159 256H155V257H150V260H140L136 264H202L203 262H204L203 264H205V262H206V264H208L210 262H215V261L218 262L219 264H241V263L243 264L244 261L246 263L253 256H256V257L260 256L257 259L258 262H256L257 261L256 260L254 262V264H264V237H263L264 235H262ZM5 236H8V237H5ZM20 236H21V238H20ZM118 236H119V238H118ZM104 237H102V238H104ZM18 239L20 240V242H18L19 241ZM21 239H22V241H21ZM36 240L37 241L39 240L38 242L41 244V246H38V248H36V249H38L37 250V254H35V250L36 249H32L34 251L33 254H35V257L32 256L31 259H30L29 255H31V254H30L29 250H30V247H31V243L33 241H36ZM131 243L135 244L134 240L131 241ZM17 245H20V246H18V248H17ZM208 249L215 250L214 252H211L212 253L211 255H213V256H208V255H210V254L207 253ZM197 255H202L203 256L202 259H199ZM234 257L237 259V261L239 263L236 260H233ZM237 257H239V258H237ZM62 259H64V257H62ZM77 262H79V260ZM251 264H253V262H251Z\"/></svg>",
	"mask_w": 264,
	"mask_h": 264
}]
</instances>
